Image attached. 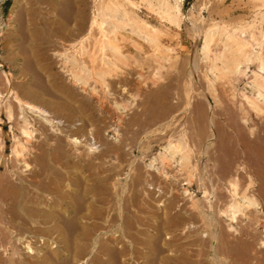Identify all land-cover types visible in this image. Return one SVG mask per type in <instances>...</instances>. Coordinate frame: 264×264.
Returning <instances> with one entry per match:
<instances>
[{
    "label": "bare ground",
    "instance_id": "1",
    "mask_svg": "<svg viewBox=\"0 0 264 264\" xmlns=\"http://www.w3.org/2000/svg\"><path fill=\"white\" fill-rule=\"evenodd\" d=\"M23 1L3 23L0 264H229L231 253L249 264L243 232L241 245L226 232L238 236L237 219L254 210L264 233V0L232 25L192 18L193 4L200 47L187 49L180 83L165 73L180 57L183 0H35V19ZM128 45L145 50L135 78ZM219 188L222 208L211 198ZM179 192L188 208L176 209Z\"/></svg>",
    "mask_w": 264,
    "mask_h": 264
},
{
    "label": "rangeland",
    "instance_id": "2",
    "mask_svg": "<svg viewBox=\"0 0 264 264\" xmlns=\"http://www.w3.org/2000/svg\"><path fill=\"white\" fill-rule=\"evenodd\" d=\"M87 1H89V0H87ZM138 3H139V1L138 0H136ZM24 3L25 2H27V7L26 8H28V10L30 11V13H31V15H30V17H33L34 19H35V0H24L23 1ZM221 2V3H220ZM205 3V4H204ZM244 3V4H243ZM11 4H12V0H0V28H2V31H3V34L1 33L0 34V61H2V60H5L6 59V57H8V55H9V52L7 51V50H5L4 49V47H3V38H5V37H3L4 36V33L6 34V33H8V31L10 30V27H9V29H8V27H5L4 25H3V23L6 21V19H7V16H8V14H9V9H10V6H11ZM195 5V9H194V12H193V17L192 18H194V17H196L197 15H201V16H203V18L206 20V21H210V20H214V21H219V22H221V21H223V22H226V23H229V24H231L232 25V23H237V22H243V21H249V19H251L252 18V16H253V4L252 3H250L249 2V0H183L182 1V12H183V15L184 16H186V18H187V20L186 21H184V24L182 25V27H181V29H180V32H179V34H180V37H181V41H182V43H181V47L180 48H178L177 49V51H179L178 53H179V55H180V57H179V59H178V62H177V64L173 67V69H169L168 71H167V73H165V77H167L168 79H169V77H173V76H175V75H179V83L182 81V78L184 77V75H182V73H185V70H184V72H183V69H185L186 68V64H184V59H186L187 58V54H188V51H187V49L188 50H190V49H192L193 48V43H194V45L197 47V49L200 47V42L198 41L197 43H195V42H193V40H191V35H190V32H189V28L191 27L190 25H191V23H190V20H189V15H188V10H189V8L192 6V5ZM201 5V6H200ZM206 5V6H205ZM143 6V7H142ZM141 6V11H140V15L141 16H145V17H150L151 15H149V11L145 8V6L144 5H142ZM184 6V7H183ZM250 7V8H249ZM145 8V9H144ZM207 8V9H206ZM213 8V9H212ZM248 8V9H247ZM142 10H144V11H142ZM250 10V11H249ZM200 12V13H199ZM252 12V13H251ZM146 13H147V15H146ZM199 13V14H198ZM202 13V14H201ZM33 14V15H32ZM143 14V15H142ZM145 14V15H144ZM250 16V17H249ZM14 18V17H13ZM15 19V18H14ZM208 19V20H207ZM243 20V21H242ZM5 28V29H4ZM187 35V36H186ZM189 35V36H188ZM184 40V41H183ZM183 46V47H182ZM125 47H127V46H125ZM129 47V48H128ZM128 47L127 48H124L125 50L127 49L128 50V52L133 56H131L132 58H134V59H136L137 60V62L136 63H130V65L126 68L125 67V69H126V71L127 72H130L131 74H133L134 76V78H135V74H136V72H138L139 71V68L137 67L138 66V64H142V65H144V63H145V58H144V52H145V48H144V46H143V50H144V52H136L133 48H131L129 45H128ZM5 50V51H4ZM131 50H132V52H131ZM134 50V51H133ZM142 50V51H143ZM186 50V51H185ZM3 51H4V53H3ZM185 51V52H184ZM134 52V53H133ZM181 52V53H180ZM49 55L51 54V52H49L48 53ZM4 56H6V57H4ZM5 59H4V58ZM138 57H140V59L143 57V59H144V61H143V59H139V61H138ZM50 58V57H49ZM2 59V60H1ZM50 60L52 61V60H55V57H54V55H52L51 54V58H50ZM180 60V61H179ZM54 62V61H53ZM138 63V64H137ZM183 63V64H182ZM185 63H186V61H185ZM137 64V65H136ZM199 65L200 64H202V63H198ZM133 66V67H132ZM144 67V66H143ZM175 67H176V70H175ZM133 68V69H132ZM136 69V70H135ZM138 69V70H137ZM182 69V70H181ZM179 70H181L180 72H179ZM136 71V72H135ZM144 72V71H143ZM176 72V73H175ZM172 73V74H171ZM181 73V74H180ZM198 74V75H197ZM197 74H195V77H196V79L197 78H199L198 80L200 81L199 82V84H196V86H195V94L196 93H198V94H201V89H199L200 87L199 86H201L202 87V85H203V83L201 84V82H202V80L200 79L201 78V74L200 73H197ZM180 75H181V77H180ZM248 75H250V73H248L247 74V76H246V78H244L245 79V81H249V78H250V76L248 77ZM169 76V77H168ZM200 76V77H199ZM248 78V79H247ZM168 79H164V81L166 82ZM243 79V78H242ZM247 79V80H246ZM197 80V81H198ZM240 81L242 82V80H241V78H240ZM175 81H173V83H174ZM239 83V86H238V90H239V87L241 86V84L242 83ZM243 82H244V80H243ZM201 84V85H200ZM199 87V88H198ZM240 88H242V86L240 87ZM200 91V92H199ZM202 98V97H201ZM203 99V98H202ZM223 101H222V104H223V107H224V104H225V107H226V105H227V107H226V109L227 110H230L231 108L232 109H234L233 111H235V107H234V105H232L231 103H229V104H227V103H223L224 101L226 102V101H228V100H226V99H222ZM211 101V100H210ZM204 103V106L205 107H207V105H205V101H203ZM211 103H212V101H211ZM212 105H213V103H212ZM229 105V106H228ZM203 106V107H204ZM204 107V108H205ZM231 107V108H230ZM228 108H230V109H228ZM135 109H137V108H135ZM231 109V110H232ZM131 111V110H130ZM129 111V112H130ZM128 112V113H129ZM5 129H7L6 128V126H5ZM105 137V140L107 141L108 140V142H111L112 141V139H111V134L109 133V132H107V133H105V135H104ZM229 140L227 139L226 140V142H224V143H222L221 142V144H222V146H223V144H224V147L223 148H225V149H227V150H230L231 152H234V153H238V146L236 145V143L235 142H233V144L232 145H230L232 142H228ZM232 141V140H231ZM264 143V142H263ZM261 144L262 143H260V145L259 146H261ZM226 145V146H225ZM228 145V146H227ZM262 146H264V145H262ZM262 146H261V148H262ZM231 148H233V149H231ZM247 148V147H246ZM234 150V151H233ZM247 151H249L248 150V148H247ZM136 155V156H138V154H137V151H135L133 154H132V156L133 155ZM238 155V154H237ZM251 155H253V156H251ZM243 156H245V155H243ZM242 156V157H243ZM232 157L234 158L235 156L234 155H232ZM235 160H234V162L233 163H237V158H234ZM244 161H246V163H247V166H250L249 164H251V166H253V165H255V163H256V161L258 160L256 157H255V155L254 154H251V153H249V152H247L246 153V156L244 157V159H243ZM149 163V158H147V160L145 159L144 160V164L145 165H147ZM215 164V163H213V162H210V164ZM211 164V165H212ZM217 164V163H216ZM253 164V165H252ZM142 165H143V163H142ZM258 166V164L257 165H255V167H257ZM146 169H148L149 171H153L152 170V168H146ZM208 169H211V167H208ZM214 170H215V168H213ZM171 170H173V168H171V169H168V171L170 172ZM0 171H1V169H0ZM123 178V177H122ZM258 179L259 180H261V179H263L264 180V177H260V175H258ZM258 179H257V177H256V180H257V182H256V187H258L259 188V186H258V184H261L260 186V188L259 189H256V187H255V191H256V194L258 193V197L259 196H261L259 199H261V201L263 202V205H264V190H263V187H264V184H263V182H260V181H258ZM247 179L245 178V176L243 177H239V185L240 186H238V191L245 185V183L246 182H244V181H246ZM170 181H172V179H170ZM179 182V180H177V183ZM177 183H176V185H177ZM244 183V184H243ZM216 186V185H215ZM262 188V189H261ZM215 190V189H214ZM191 192H193V195H194V197H195V199L196 198H199V199H201L200 201H201V203H200V201H199V204H201V205H205V202H204V200H203V198L202 197H200V196H202V194L199 192V190L197 189V190H195V188H193V189H191L190 190ZM220 191V192H219ZM217 193V194H216ZM222 193L224 194V195H222ZM179 194V195H178ZM176 193V195H177V201H179L178 202V206H177V210H179V208H180V206L181 207H183V208H188V205H189V203H190V201H189V199H188V197L186 196V197H184V196H181L180 195V192L179 193ZM198 194V195H197ZM213 194H215V196L213 195V197H211L212 198V204L214 205V206H218V207H220V208H222L223 207V205H224V203L226 202V201H228V193L225 191V190H222L221 188H219V189H216L215 191H213ZM158 194H156V196H157ZM174 196L175 194L173 193V192H169V193H166V192H164V194L162 195V197H161V200H166V199H168L169 197H171V196ZM216 195H218V196H222L221 197V199H218L217 198V196ZM167 197V198H166ZM181 198V199H180ZM216 199V200H215ZM185 201V202H184ZM186 201H188V202H186ZM221 201V202H220ZM215 202V203H214ZM187 203V204H186ZM218 203V204H217ZM253 214V215H252ZM255 215V216H254ZM259 218H261V215H258V214H256L255 212H254V210H249L248 212H247V217L246 218H242V217H239L238 219H237V223L235 224V228L237 229V233L236 234H238V236L241 234V231L243 232L242 233V239H244V240H248L247 242H244V240H243V243H242V245H243V247L245 246V248H242V249H245V253H247V256L250 254V255H252L251 257H249L248 256V258H257V264L259 263V264H264V263H262L261 261H264V248H261L260 246H259V239L264 235V233L263 232H261V229L257 226V222H258V217ZM248 218V219H247ZM218 219V218H217ZM222 220V219H221ZM220 220V221H221ZM198 221V220H197ZM197 221H195L194 223H195V229H197L198 230V228H199V231L200 230H202V229H206V227L204 226L203 227V223H201L200 221L199 222H197ZM246 221V222H245ZM199 223V224H198ZM201 223V224H200ZM251 223V224H250ZM199 226H198V225ZM225 225V223H224V221L222 220V222H220V225H221V227L223 228L224 226L223 225ZM255 224H256V226H255ZM251 227H250V226ZM197 226V227H196ZM253 226H254V228H253ZM245 227V230L244 229H242V228H244ZM225 228V227H224ZM224 228H223V232H225L224 231ZM239 229V230H238ZM255 229V230H254ZM241 230V231H240ZM244 231H246V232H244ZM239 232H240V234H239ZM249 232V233H248ZM227 234H228V237H230V239H235L234 241L236 242V244H239V245H241V243H239V242H237V240L239 241L241 238H240V236L238 237L237 235L235 236H232L229 232H226ZM225 233V234H226ZM245 233V234H244ZM247 233H248V235H247ZM250 234H251V236H250ZM255 235V236H254ZM253 236V238H251ZM235 237V238H234ZM246 237V238H245ZM240 238V239H239ZM255 241V242H254ZM247 243H248V245H247ZM258 246H257V245ZM249 247V249H248V247ZM260 247V248H259ZM251 249V250H250ZM209 251H210V249H208ZM263 250V251H262ZM257 252V253H256ZM233 253H231V256H232V258H229L227 261H230V263L229 264H238V263H236V259L234 258V256L236 255V253H234V255H232ZM253 258L252 259H248V260H252V261H250V263L249 264H251V263H254L255 262V260H253ZM262 258V259H261ZM258 259H261L260 261L258 260ZM231 260H233V261H231ZM231 262H233V263H231ZM261 262V263H260Z\"/></svg>",
    "mask_w": 264,
    "mask_h": 264
}]
</instances>
